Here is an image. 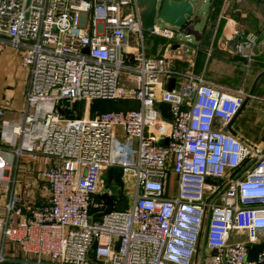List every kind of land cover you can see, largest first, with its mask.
<instances>
[{"label": "built area", "instance_id": "obj_1", "mask_svg": "<svg viewBox=\"0 0 264 264\" xmlns=\"http://www.w3.org/2000/svg\"><path fill=\"white\" fill-rule=\"evenodd\" d=\"M178 29L155 21L149 34L171 43ZM143 32L137 0H0V46L29 70L20 119L0 107V263L11 249L35 264H264V143L227 130L248 93L148 55ZM257 39L236 45L248 64ZM95 100L137 105L68 115ZM23 158L45 183L41 202L11 174ZM112 167L134 192L104 212L95 195L110 194L99 183Z\"/></svg>", "mask_w": 264, "mask_h": 264}, {"label": "crops", "instance_id": "obj_2", "mask_svg": "<svg viewBox=\"0 0 264 264\" xmlns=\"http://www.w3.org/2000/svg\"><path fill=\"white\" fill-rule=\"evenodd\" d=\"M195 18L197 19L196 13L189 22ZM204 18L205 23L196 35L195 42L191 44L187 55L176 51L180 46L177 42L162 44L156 48V53L151 51L150 53L170 57L177 70L203 74L214 84L231 88L243 87L248 93L256 75L264 70V0H208ZM248 33L258 36L255 46L256 57L249 64L236 52V45ZM6 49L9 53L3 59L5 61L8 57L9 68L18 72L20 86L14 93L10 85L1 80L0 75V107L3 109L4 120L17 121L24 107L29 70L21 64L19 55L8 45L0 46V55L1 51ZM198 52L200 58L197 59ZM132 103L137 105L135 102ZM231 129L234 134L249 143H264V75L258 80L252 95L245 97L239 112L232 119ZM23 163L24 170L29 173L34 164L26 161ZM170 180L175 182L173 175L170 176ZM173 190L174 188H170L168 194H173ZM234 238L244 240L245 236L235 235ZM259 250L260 245H254L249 256L254 257ZM0 264H35V262L32 255L27 256L10 249L7 251V260Z\"/></svg>", "mask_w": 264, "mask_h": 264}, {"label": "rangeland", "instance_id": "obj_3", "mask_svg": "<svg viewBox=\"0 0 264 264\" xmlns=\"http://www.w3.org/2000/svg\"><path fill=\"white\" fill-rule=\"evenodd\" d=\"M194 4H195V13L197 14V19L195 18V20H191L190 22H188L186 24L185 27L178 29L177 31V35H176V42L178 44H180L179 48L176 49V51L178 53H182V54H186L187 55V51L190 50L191 44L195 42V37L197 34H199V32L201 31L203 24L205 23V13L207 11L208 8V0H191ZM157 24L159 25H163V23L161 21H159L158 19H156ZM144 45H145V50L147 52L148 55H154L151 54L150 51L152 53H156V48H159L160 46H162V44H166L168 43L167 40H163L162 38L159 37H155L149 34L148 31H144ZM188 33L189 36H186ZM190 37V38H189ZM172 43V42H171ZM170 48V47H169ZM14 51V50H13ZM12 52V51H11ZM15 52V51H14ZM9 53V50H3L1 51V55H0V75H1V80H4L6 82V84H9L11 87V90L15 93L19 90V86H20V82H19V75L18 72L16 70H13V68H9L7 62L9 61V58L7 57L4 61L3 57L7 56V54ZM16 53V52H15ZM204 53V52H203ZM197 59L200 58V52H198V56L196 57ZM13 70V71H12ZM90 103H85L84 101H81L80 103L76 104L75 109L80 112V114L82 115H91V113H94L96 111H99L101 108L95 109L94 111H92L90 109ZM128 107H135V104L132 102H126V103H122V102H114L112 103L110 106H107V108L105 109H120V108H128ZM23 110V109H22ZM21 110V112H22ZM26 159L23 158V161L20 163L21 166H15V164L12 166L11 168V174H17L19 176L25 175L27 179H24L23 177H21L23 179V182L25 183H21L19 186L20 189H25L28 190L32 187V185H34V187L36 188V193H34L35 195V201L37 202H41L43 201V199H46V190H45V183L42 180H37V178L34 175V179L32 176V173L29 172L27 173L26 170H24L23 166V162H25ZM114 175V174H113ZM108 177V174L106 172V170L102 171V174L100 176V189H102V186L104 185V183L106 182ZM33 181L32 182L30 181ZM30 183L29 186L26 185V183ZM125 191L126 192H122V200H120V202L118 203V205H123L124 203H127V199L128 196H132L133 192H134V182L131 178H128L125 180ZM31 192V191H30ZM35 192V191H34ZM6 193V188H3L2 190H0V217L4 218V209H3V195ZM96 196V195H95Z\"/></svg>", "mask_w": 264, "mask_h": 264}, {"label": "water", "instance_id": "obj_4", "mask_svg": "<svg viewBox=\"0 0 264 264\" xmlns=\"http://www.w3.org/2000/svg\"><path fill=\"white\" fill-rule=\"evenodd\" d=\"M137 2L140 8L142 28L144 31L148 32L152 30L156 19L163 24L176 28H183L195 13V4L191 0H137ZM263 75L264 70L256 75L248 91L249 96L252 95L258 80ZM174 81L175 78L173 77L168 80V90H171L174 87ZM155 107L160 111L164 119L168 122L172 121L173 114L170 102L159 100L155 102ZM57 110L61 115L64 114V110L60 106H57ZM231 123L232 121L227 125V130L234 133L231 129ZM167 142L168 137L157 140V144H167ZM107 188L110 191V194H107L106 191H99L96 193V196L101 199L106 206H109L113 205L116 200L120 199V187L114 182H111ZM212 253L214 254L215 251H212Z\"/></svg>", "mask_w": 264, "mask_h": 264}, {"label": "trees", "instance_id": "obj_5", "mask_svg": "<svg viewBox=\"0 0 264 264\" xmlns=\"http://www.w3.org/2000/svg\"><path fill=\"white\" fill-rule=\"evenodd\" d=\"M81 102V101H80ZM80 102H75L72 106V108L70 109V112L68 115L72 116H81L82 114H80V112H78L76 109H75V106L76 104L80 103ZM114 102H122V103H125L124 101H112V100H95V101H92L90 103V109L92 111H94L95 109H98L101 108L99 111H96V112H101V111H106V110H113V109H105L107 108V106H110L112 103ZM129 102V101H127ZM131 102V101H130ZM116 110V109H114ZM94 112V113H96ZM94 113H91V115H93ZM106 172L108 174V177H107V180L104 184H106L107 186L111 183V182H114L115 184L121 186L122 185V181L120 179V170L116 167H112V168H108L106 169ZM114 174V175H113ZM122 191L120 192V199L116 201V203H114L115 205H109V206H105L103 208V211L106 212V211H109L111 209H113L114 207H119V208H123L126 206V203H124L123 205H118V203L120 202V200H122ZM92 211V210H91Z\"/></svg>", "mask_w": 264, "mask_h": 264}]
</instances>
